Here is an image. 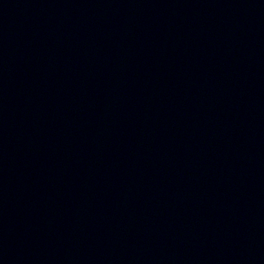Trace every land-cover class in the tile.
Returning <instances> with one entry per match:
<instances>
[{
    "label": "water",
    "instance_id": "water-1",
    "mask_svg": "<svg viewBox=\"0 0 264 264\" xmlns=\"http://www.w3.org/2000/svg\"><path fill=\"white\" fill-rule=\"evenodd\" d=\"M0 264H264V0H0Z\"/></svg>",
    "mask_w": 264,
    "mask_h": 264
}]
</instances>
